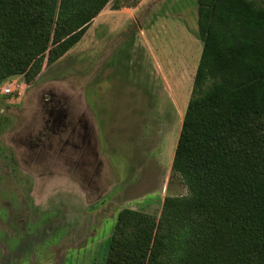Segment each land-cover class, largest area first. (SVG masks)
<instances>
[{"label":"rangeland","instance_id":"374dc122","mask_svg":"<svg viewBox=\"0 0 264 264\" xmlns=\"http://www.w3.org/2000/svg\"><path fill=\"white\" fill-rule=\"evenodd\" d=\"M264 4V0H258ZM94 25L29 84L0 88V264H105L117 214L160 216L203 41L197 0Z\"/></svg>","mask_w":264,"mask_h":264},{"label":"trees","instance_id":"16d2710c","mask_svg":"<svg viewBox=\"0 0 264 264\" xmlns=\"http://www.w3.org/2000/svg\"><path fill=\"white\" fill-rule=\"evenodd\" d=\"M110 0H0V86L31 83ZM203 48L160 216L117 214L105 264H264V4L197 0Z\"/></svg>","mask_w":264,"mask_h":264},{"label":"crops","instance_id":"0c3cea01","mask_svg":"<svg viewBox=\"0 0 264 264\" xmlns=\"http://www.w3.org/2000/svg\"><path fill=\"white\" fill-rule=\"evenodd\" d=\"M150 3L151 0H110L91 24L108 27L114 23L116 17L120 20V17L128 14L129 16L126 17L124 23L126 25L130 23L131 25L135 23L139 25V14L144 9L143 7H147Z\"/></svg>","mask_w":264,"mask_h":264},{"label":"built area","instance_id":"2783aa9c","mask_svg":"<svg viewBox=\"0 0 264 264\" xmlns=\"http://www.w3.org/2000/svg\"><path fill=\"white\" fill-rule=\"evenodd\" d=\"M1 88V92L3 94H11L14 92V88L10 87V86H4V84L2 86H0Z\"/></svg>","mask_w":264,"mask_h":264}]
</instances>
